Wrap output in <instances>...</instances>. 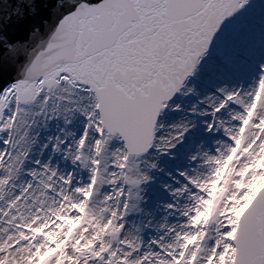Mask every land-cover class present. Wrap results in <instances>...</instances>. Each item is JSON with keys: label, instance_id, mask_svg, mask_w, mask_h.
Instances as JSON below:
<instances>
[{"label": "snow or ice", "instance_id": "snow-or-ice-1", "mask_svg": "<svg viewBox=\"0 0 264 264\" xmlns=\"http://www.w3.org/2000/svg\"><path fill=\"white\" fill-rule=\"evenodd\" d=\"M0 264H264V0H0Z\"/></svg>", "mask_w": 264, "mask_h": 264}]
</instances>
